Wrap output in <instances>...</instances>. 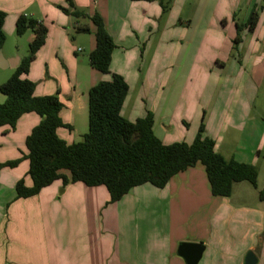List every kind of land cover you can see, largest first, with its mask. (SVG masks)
<instances>
[{"label":"crops","instance_id":"1","mask_svg":"<svg viewBox=\"0 0 264 264\" xmlns=\"http://www.w3.org/2000/svg\"><path fill=\"white\" fill-rule=\"evenodd\" d=\"M139 1L143 2L144 13L160 18L157 25L158 46L154 48L153 57L150 49L143 48L144 56L148 51L150 66L155 64L156 59L160 61L158 76H162L163 85L170 84L169 89L166 87V91L159 95L158 102L149 110L154 117L155 135L162 142L169 144L176 142L173 138L178 133L180 139L177 141L190 143L202 123L203 134L214 140L216 152L225 159L233 158L238 162L255 165L258 172L256 187L247 181L237 182L233 185L232 194L224 197L226 202L218 200V206L213 204L211 207L210 202L220 197L211 194L202 165L197 164L174 175L165 187L157 190L159 198L167 200L160 206L161 215L166 219L160 221L163 235L152 244L149 241L148 227L134 223L132 212L130 231H121L119 235L117 231V235L111 238L103 235L98 229L103 222L101 204L107 197V190L101 188L103 186L87 187L80 182L64 186L58 197L61 202V211H58L55 202L48 203L56 195V188L60 185V180H56L35 195L45 201L38 205L39 210H36L34 215L38 217L39 211L43 212V218L41 216L40 220L42 226L38 218L35 222L42 231L45 226L44 218L62 214L65 217L62 225L68 235L55 233L56 224L50 218L47 219L48 235L45 233L39 238H33L27 229L23 238H17L15 228L21 225L14 217L19 216L16 212L21 211L22 214L27 207L18 208L14 202L9 208L10 211L6 212V198L4 203H0V216L9 217L10 224L2 235L5 242L0 244V264H103L104 244L107 249L113 251L111 264H185L177 254V246L181 241L200 243L204 246L198 264H243L248 251L256 256V264H264V202L258 199V192L264 187V183L258 184L260 172L264 173V92L257 94V91L253 93L246 90L248 81L258 82L257 88L264 85V0H172L176 10L166 11L163 17L159 10L146 2L150 0H0L6 6L0 9L7 11L21 6L19 9L23 10L36 3L42 14L48 17L49 14L58 12L54 6L66 8L67 3L69 8L66 9L69 12L77 10L84 13L85 9L89 13L97 12L115 45L109 72L120 74L126 79L132 64L130 53L125 47L117 45V38L124 37L121 30L133 3ZM253 10L257 11L258 20L250 31L247 23ZM16 11L18 12V9ZM32 14L29 18H33ZM131 14L133 18V13ZM36 21L48 25L50 31L47 29L45 42L37 51L25 75L32 82L40 67L39 61H46L43 49L50 45L49 35L58 32L56 25L51 26L43 19ZM149 25L151 28L156 26L151 21ZM4 27L5 20L3 30ZM89 29L86 48L91 52L95 47V37L92 27ZM237 34L239 40L236 42L234 40ZM81 50L83 48H79V51ZM14 58H19L20 62V57H5L6 60ZM67 61L70 62L69 58ZM90 68L97 71L91 66ZM87 74V92L99 81L108 80L104 74ZM76 76L74 70L68 75L69 83L73 86L71 90L64 88L56 93L63 104L61 118L64 123L70 125V129L59 128L57 133L68 144L74 143L70 141V135L76 125L82 123L83 126L87 119L88 100L82 91L75 89L78 82ZM207 78L213 81V90L210 93L200 90V84H204ZM58 80L61 82L62 79ZM236 80L243 82L242 92H222L221 88L226 82ZM179 81L184 85H179ZM129 91L121 113L127 107ZM35 93L45 95L42 90H36ZM197 100L200 103H197ZM126 118L134 121L130 111ZM39 120L35 113L22 115L13 131H4L0 137L19 135L20 132L22 136L29 134ZM17 137L7 141L9 148L0 154L1 163L18 156V153L12 150L17 145L21 147V141ZM26 152L27 150L24 153ZM24 153H21V156ZM20 176L16 167L0 170V185L6 184L5 187L10 189L7 200L13 197L14 186ZM135 189L137 188L134 187L130 191ZM189 196H194L196 200L200 198V202L192 203L188 210L185 198ZM97 197L100 198L98 204L95 203ZM82 200L84 204H81ZM97 211H100L99 221ZM181 216L186 219L182 220ZM199 216L201 218L198 219ZM86 220L89 223L88 228L86 227L89 232L87 237L80 235L81 230L79 231L85 227ZM190 232H195V235H189ZM6 240L10 241L9 245Z\"/></svg>","mask_w":264,"mask_h":264},{"label":"trees","instance_id":"2","mask_svg":"<svg viewBox=\"0 0 264 264\" xmlns=\"http://www.w3.org/2000/svg\"><path fill=\"white\" fill-rule=\"evenodd\" d=\"M66 14L76 19L86 17L83 12ZM6 14L0 11V51L6 36L3 24ZM258 13L253 10L248 18V29L257 23ZM94 26L95 47L89 54V64L101 73H109L111 54L115 47L104 21L98 13L90 17ZM28 29L33 39L28 54L20 59L13 74L0 85L4 100L0 102V128L13 131L19 118L35 113L40 120L25 139L27 152L20 158L0 163L3 167H16L22 160L28 161L27 185L19 179L14 186L16 198L37 195L56 180L63 186L80 182L87 187L103 186L109 194V202L119 201L132 188L150 184L163 188L170 179L197 164L203 166L213 196L229 197L233 185L247 181L257 185V168L253 164L225 159L215 150L212 138L203 134L201 123L190 143L162 142L153 131L154 117L148 111L142 118L130 121L121 113L128 94V84L123 76L112 73L110 81H99L88 90V130L80 141L68 144L57 131L70 125L63 122V104L54 95H36L35 83L27 79L30 64L44 44L47 28L35 19L21 15L15 23V32L22 35ZM239 32V27L237 28ZM87 25L77 23L76 33L89 32ZM239 40L237 34L234 41ZM264 202V187L258 192Z\"/></svg>","mask_w":264,"mask_h":264},{"label":"rangeland","instance_id":"3","mask_svg":"<svg viewBox=\"0 0 264 264\" xmlns=\"http://www.w3.org/2000/svg\"><path fill=\"white\" fill-rule=\"evenodd\" d=\"M157 1L154 2L150 0L146 2L148 4H152L154 8L159 10L160 14L162 13V17L166 11L176 10L174 6L175 3L172 0H157ZM142 4L143 2L140 1L133 3L132 10L130 11L128 15V19H126L124 23V27L121 30V33L124 35V37L122 39H120V37L117 38V43H118L117 45L125 47V50H128V53H130V60L132 63L130 67V72L126 74V79H125L126 83L130 88L129 89L130 91H129V97L127 98V102H126L127 107L124 108L122 115L126 117L128 115V112L130 111L131 118H133V120L144 117L146 115V111L151 110L152 105L158 102L159 95L163 94L164 91H166V87L168 89L170 87L169 83H167L166 86L165 84L163 85L162 76L160 77L158 76L160 61L156 59L155 60L156 62H154L155 64L150 66L149 65L150 58H148L149 57L148 51L144 56L143 52L145 50H143V48L150 49L151 50L150 53L152 54L153 57L154 48L158 46L157 41L159 38V28L157 25L160 22V18L159 17L155 18L153 17L152 14L144 13ZM52 6H54V4ZM1 7L3 9L6 7L4 6L3 2H0V8ZM20 7L21 6L7 11L0 9V11H3L6 14L5 27H4V33L6 39L3 48L1 49V53L4 58L6 56L22 58L28 54V46L29 43L32 41L33 33L32 30L28 29L22 35H17V33L15 32V23L19 16L26 15L27 17H30L31 13H33L32 15L34 19L39 21L43 19L49 25L51 26L56 25L58 28V32L56 34L52 32L51 36L49 35L50 45L49 46L47 45L45 49H43L44 50L43 52L46 55V61H41V62L39 61L40 67L35 72L36 78L33 81L35 83V91L42 90L45 92V95H54L57 93V91H59V89L62 90L65 88L71 90L73 86L69 83L68 75H70V73L73 72L74 70L77 73L76 81H78L75 89L78 92L82 91L84 93V97L88 100V92L85 86L88 83V74H87L88 72H96V74H100V75L104 74L103 76L108 77V80L105 81H110L112 79L111 71L109 73H101L99 71H93L89 66L90 52L88 48H86L87 47L86 41L89 38L88 34L90 33H76L74 31L75 23L78 21H79L78 23H84L85 25L87 24L89 27H92V29L94 30V26L90 21V17L97 12L91 11V13H89L88 10L85 9L84 14L86 17L76 19L74 15H72L71 13L66 14L61 9V7L64 6H54L56 7V9H58V12L55 11V14H49L48 17L42 14L40 8L36 3L30 4L29 7L24 8L23 10H21L22 8L19 9ZM65 7L69 8V5L66 3ZM17 9L18 12L16 11ZM131 13H133V18L131 17L132 16ZM150 21L152 24L155 23L156 26L151 28L149 25ZM43 25H45L48 30L50 29L48 25L46 24ZM79 48L80 49L83 48V50L79 51ZM67 57L69 58L70 62L67 61L68 59ZM73 62H74V68H73ZM14 70L15 69L13 68H6V69L0 68V85L7 81V79L13 74ZM77 71L79 72V74ZM73 77L75 78V76ZM60 78L62 79L61 82H59L60 80H58ZM179 83H180L179 85L181 84L182 86L184 85L182 81H179ZM256 84H258V82L254 83L253 81H248L246 90L248 92L253 91V93L254 91L255 92L257 91V94L263 93L264 85L257 88ZM243 85H244L243 82L240 83L237 82V80L232 81L231 83L226 82L222 86L221 90L222 92L224 91L228 92L232 90L233 92L236 91L237 93L238 92L240 93L243 90ZM201 86H203V88H201ZM200 90L202 92L210 93L213 90V81L210 78H207L204 84H200ZM3 100H4V95L0 93V102H2ZM197 103L200 102L197 100ZM129 105L130 107H128ZM255 105L256 106L258 105V99H256ZM156 107H158V105H156ZM87 108H86V113H87L86 122H84L83 126L82 123L76 125V127L74 128V130L71 132L70 135L71 142L80 141L82 139L83 134L86 133L88 130ZM3 132H4V128H0L1 135L3 134ZM27 135L28 134H24L22 136V133L20 132L19 135L11 134L10 136L4 135L0 137V142L3 143L0 144L1 145L0 154L9 148V144H7V141L10 142L9 140L13 139L14 136H18L17 138L21 141V147L20 145H17V147L12 148V150L18 153V156L11 160L20 158L21 153H24L26 151L25 139ZM173 139H174L173 141H177L178 139H180V135L178 133L175 134V137ZM4 168L11 169L10 167H3L0 170ZM16 171L17 172L19 171L21 174L19 179H24L26 184L31 183L27 175L28 162L26 160H22L16 166ZM262 183H264V173L261 171L259 175L258 184L261 185ZM5 186L7 185L6 184L4 186L0 185V203H4L6 198L9 199L8 196L10 189H8ZM63 188L64 186L60 181V185H58V187L56 188V195L52 197L50 201H48V203L55 202L58 206L59 209L58 211H61V202L58 197L60 194V190ZM101 188L106 190L104 187ZM136 188L137 189L130 191L127 195H125L122 200L114 203L109 202V194L105 191L107 197L106 199L103 200L101 204L103 222H101L100 224L101 227H99L98 229L101 230V232H103V235H106L109 238H111V236L114 237L115 234L117 235V231H118V235L121 233V231H123L124 233L126 230L130 231V215L132 212V216L135 220L134 223H137L140 226L145 224L146 227H148L147 231L149 232V239H150L149 241L152 244H154L159 239V237H161L164 233L160 221L162 219H166V217L161 215L160 206H162L163 203H166L167 200L163 198L162 199L159 198L157 191L158 188L150 184L140 185ZM7 199H6L7 201L6 206L4 207L6 212L10 211L9 208L13 205L12 203L14 202L17 204L18 208L24 209L25 207H27L25 208L27 210H23L22 214L21 211H18L17 209L18 212H16V214H18L19 216L14 217L15 220L21 225V227L15 228V232L17 231L16 233L17 238L19 237L23 238V235H25L27 229L31 237L33 238L34 236L39 238L43 234L45 233L47 234V230H48L47 219L50 218H52V220L56 224L55 233L61 236L68 235V232L64 229V226L62 225V222L64 221L65 218L62 216V214L61 215L53 214L52 216H49V218H44L43 221H45V226L41 231L40 226H42L41 225L42 221L40 220H41V216L43 218V212L40 210L38 217H35L34 215L36 213V210L37 211L39 210L38 205L40 206L41 205L40 203L45 202L44 200H42V198L39 199L34 195L33 197H29V198L17 199L16 194L14 193L11 200H7ZM99 199H100L99 197L96 198V202H95L96 204L99 203L100 201ZM214 200L215 201L210 202L212 203L210 204L211 207H213V204L217 207L220 202L218 200H223L224 202H226L227 199H225L224 197H220ZM185 201L187 202L186 208L189 210L190 209L189 206L192 203L199 204L200 198L199 200H196L194 196L193 197L189 196L188 198H185ZM81 204H84V200L81 201ZM132 209L134 210L132 211ZM97 212H98L97 220L99 221V218L101 217L100 211ZM185 214L186 212L183 213V215ZM36 218H38V220L40 221L39 222L40 226L38 224L36 225L35 222ZM199 218H201V216H199L198 219ZM185 219L186 218L182 217V220ZM9 224H10L9 217L2 216V218L0 219V244L5 242V239L2 237V235L5 234V229L9 226ZM88 224L89 223L86 220L85 227L79 229V231L81 230L80 235L85 237L88 236L89 233L87 232ZM140 232H142V228H140ZM184 235L187 234L184 233ZM189 235H195V232H190ZM6 242L9 245L10 241L6 240ZM181 242H186V241H181ZM112 253H113L112 249L110 248L107 249L104 244L103 264H111L110 258L112 257Z\"/></svg>","mask_w":264,"mask_h":264},{"label":"water","instance_id":"4","mask_svg":"<svg viewBox=\"0 0 264 264\" xmlns=\"http://www.w3.org/2000/svg\"><path fill=\"white\" fill-rule=\"evenodd\" d=\"M19 64V58L6 60L0 51V68L5 69L8 67L15 68ZM204 246L195 242H181L177 247V254L180 256L185 264H198ZM257 258L253 252L248 251L244 257L243 264H256Z\"/></svg>","mask_w":264,"mask_h":264}]
</instances>
